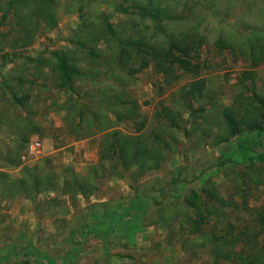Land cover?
Returning a JSON list of instances; mask_svg holds the SVG:
<instances>
[{"label":"rangeland","instance_id":"obj_1","mask_svg":"<svg viewBox=\"0 0 264 264\" xmlns=\"http://www.w3.org/2000/svg\"><path fill=\"white\" fill-rule=\"evenodd\" d=\"M87 1L80 5V0H60L54 11L56 25L49 27L45 20H40L37 35L33 38L26 33V27L16 23L10 6L6 4L0 8V107L10 114L9 121L0 125V264H200L202 260L191 258L190 252L183 250L185 237L179 234L168 241L166 230L157 224L160 223L157 212L149 218L150 222L157 223L140 228L135 225L139 222L135 216V226H126L123 231L119 220H115L118 218H102L99 227L116 228L110 231L107 241H103L99 234L83 238L79 233L80 216L87 212L90 200L112 201L108 209L99 212L102 217L106 212L113 213L121 203L120 197L128 199L134 194L133 189L154 184L156 189L164 186L177 188L182 195L192 189L200 192L204 187H214L222 199L235 201L232 207H227L225 215L211 218L209 227L236 229L247 221L254 223V211H243L242 206L235 203L247 200L252 208L264 206V163L250 164L242 158L230 159L227 154L238 146L241 136L246 137L247 143H252L254 138L244 133L217 144L219 137L227 135L224 125L215 123L208 132L209 136L204 135L202 129H195L196 125L204 122L200 116L202 113L191 114V109L181 101L175 102L179 98L172 95V92L179 93V88L189 78L185 74L172 86L168 85L155 61L161 53L156 58L153 54L165 46L164 36L154 22L142 20L139 14L142 9L135 5V1L149 0L126 2L125 7L129 8L126 13L117 11L121 0H95L86 5ZM157 1L173 5L176 0ZM242 3L253 11L248 10L247 22L256 23L263 0H181L176 7L179 19L165 22L172 31L180 34L181 30L195 26L203 36L205 33L201 60L203 65L209 66H205L201 76L204 80L202 93L208 95L216 91L219 104L235 113L241 95L250 97L251 92L247 89L253 85L252 78L242 84L240 77L254 72L253 80L255 77L258 86L254 85V88L264 92V64L254 66L240 51L236 52V56L229 49L216 53L215 44L220 33L233 35L238 31L243 37L247 35L241 30L246 26L241 21L245 12L235 8L236 5L246 8ZM28 10L29 7L24 9ZM5 12L8 18L3 21ZM106 15L111 16L112 22L120 29L119 37L126 38L124 43L108 33ZM136 37L143 40L142 46L136 43ZM243 37H237V40L243 41ZM181 42H189L188 36H182ZM127 46L130 52H126ZM57 54L65 55L73 66L85 73L75 76L71 86L62 84ZM8 83L11 89L17 91L19 98H24L25 109H14L12 94L11 103L10 96L5 99L7 95L3 88ZM186 91L195 109H208L215 120L224 123L223 114L213 111L208 99L201 100L190 90ZM162 98L172 109L184 112L182 125L190 127L187 135L178 129L166 130L176 152L170 156L165 169L149 172L132 185L127 178L100 182L96 194L103 199L95 196L89 200L81 198L74 206L71 204L75 203V199L64 196L61 190H43L54 186V183L63 184V176L67 175L68 169H74L81 176L88 175L93 165L81 172L84 160L78 153L84 145L98 158L103 134L97 128L102 121L110 119L115 123V114L126 117L128 111L135 109L136 120L124 118L118 127L133 134L139 126L134 122L145 120V129H149L154 125L153 114L160 108ZM31 126L38 130L28 132ZM17 130L22 131L17 133ZM91 130L97 131L96 134L84 138ZM25 132L29 133V137L23 142ZM35 139L44 143L43 149L41 153L29 154L26 145ZM86 139L89 141L81 142ZM74 154L77 157L71 161ZM181 168L185 171L183 176ZM14 169L18 172H11ZM99 173L101 175V171ZM37 177L43 185L40 192L36 191L32 181ZM48 178H52V182H47ZM15 199L25 203H16L15 212L24 214L28 210L37 215L36 226L39 228L35 231L25 222L19 224L24 228L17 233L11 224V204ZM125 202L131 206L135 203H129L130 200ZM119 227L121 232H118ZM126 243L128 247L124 246ZM188 247L191 248V244ZM203 250L200 248L201 257L205 255Z\"/></svg>","mask_w":264,"mask_h":264},{"label":"trees","instance_id":"obj_2","mask_svg":"<svg viewBox=\"0 0 264 264\" xmlns=\"http://www.w3.org/2000/svg\"><path fill=\"white\" fill-rule=\"evenodd\" d=\"M85 1L80 0V5H83ZM93 1L95 0H88L86 5L91 4ZM117 1L119 2V0ZM128 1L130 0H121L117 5V11L126 13L129 10L128 7H125ZM180 1H174L173 5L157 0L140 3L135 1V5L137 4V7L142 9L139 13L142 20L149 19L154 22L157 29L164 36L163 41L165 46L159 52L153 54L154 58H156L161 53V57L155 61L159 64L160 73L169 83L168 85L172 86L174 81L185 76V74L189 78L188 82L179 88L181 90L179 93L172 92L173 96L179 98H176L177 101L175 102H183L181 104L187 108L189 107L193 115L199 112L202 113V115H199L203 117L204 122L196 125L195 129H202L206 136H209L208 132H210L209 130L213 128L215 123L218 126L224 125L228 131L227 135L219 137L217 144L230 141L234 136L245 134L254 138L252 143H247L246 137L241 136L238 146L230 149L227 153L230 159L240 160L242 158L250 164L264 163V92H258L254 88L255 86L258 88L255 77L253 80V74L255 73L247 72L244 78L240 77V83L242 84H245L246 80L252 78L253 85L247 89L251 92L250 97H243L241 95L240 105L235 107L237 113L227 106L223 107L219 104L216 91L203 95L204 80L201 76L206 68L205 66H209L208 64L203 65L201 60L202 41L204 37L206 39L205 33L203 36L199 28L195 26L181 30L180 34L174 30L172 31L171 26L165 23L166 21H177L179 19V11L176 7ZM59 2L60 0H0V8H3L6 4L10 6L11 10H14L13 14L16 23L23 28L26 27V33L29 34L30 38H33L37 35L40 20H45V23L49 27L56 25L57 17L54 11ZM242 4L246 8L242 5H236L235 8L236 10L240 9L241 12H245L241 21L246 26H243L241 30L247 32V35L243 37V34L238 31H236L237 34L233 35L220 33L216 39V53L221 54L225 49H229L232 51V55L236 56L237 51H240L247 61L258 67L264 64V0L258 10L256 23L254 24L247 22L246 16L249 6L245 3ZM26 7H29L28 11H24ZM7 18L8 15L5 12L2 20L5 21ZM104 18L108 33L112 37L118 38L120 29L118 30L117 25L112 22L111 16L106 15ZM140 36L143 37V35ZM182 36H188L189 42L182 43ZM237 37H243V41L239 42ZM119 40L124 43L126 38L119 37ZM135 41L138 45L142 46L143 40L140 37H136ZM28 43H31V41ZM123 46L126 45L123 44ZM126 48V52H130L128 46ZM147 52L151 53L150 51ZM56 57L59 62L58 67L63 79V85L71 86L75 76L85 74L84 71L73 66L65 55L57 54ZM5 86L3 88L6 90L7 95L5 99L8 100L10 96L11 103L12 94L14 109H25V104H23L24 98H19L17 91L11 89L9 83ZM186 90H190L201 100L204 98L208 99L212 110L217 111V114H223L224 123L223 121L220 123L219 119L215 120L213 114L208 113V109L207 111L203 108L201 111L195 109L194 105L190 103ZM28 97L30 98L31 96ZM33 101L35 102L36 100ZM166 101L165 98L160 99V108L156 109L152 118L155 120L154 125L149 129H145V120L134 122L139 126L136 129V133L133 134L124 132L118 127L124 118L131 119L132 121L136 120L134 118L136 114L135 109L128 111L129 115L126 117H123L119 113L115 114V123L110 119L102 121L97 128L103 134L101 135L98 149V160L90 168L88 175H78L71 168L68 169L67 175L63 176V184L54 183V186L45 189H43L40 178L37 177L32 180L36 191L40 192L42 189L48 191L61 190L64 196L68 195L70 198L75 199V203L71 204L74 206V204H78V200L81 198L89 200L95 196L97 199H103V196L96 194L98 183L100 184V182L104 181L106 183L114 178H127L132 185V182L142 179L149 172L165 169V165L167 167L170 162V156L176 152L175 147L167 137L169 133L166 130L178 129L184 131L185 135L190 133V127L185 124L182 125L185 119L184 112L181 109H172V107L166 104ZM9 116V112L0 107V125L8 122ZM15 123H18V121ZM33 127H28V132L32 133L34 129L38 130L37 127L34 129ZM20 131L17 130V133H20ZM28 132L22 135L23 142L28 139ZM96 132L95 130H91L84 135V138L91 137ZM99 171H101V175ZM181 174L182 176L185 174L182 168ZM52 180V178H48L47 182L50 183ZM133 190L134 194L128 197V199H124L125 197L119 198L121 203L115 207L113 213L108 214L106 212L102 217H100L99 212L108 209L112 201L109 199L95 202L90 200V203L87 205V212L80 216L78 223L79 233L83 235L82 237L87 238L91 234H99L103 237V241H107L110 231L116 228L107 226L105 229H102L103 227H99L102 218L108 217V220L118 218L115 220H119V225L123 231L126 226L134 227L136 225L140 226V228H145L157 223L156 221L150 222L149 219L153 213L157 212V214H160L158 221L160 223L157 224H160L166 230L168 241H172L179 234L183 238L185 237L182 242L183 250L190 252L191 258L202 260L200 264H264V206L252 208L247 200L243 201V203L236 202L235 204L242 206L243 211L250 212L251 209L254 211V223L247 221L244 224H240L236 229L232 227H209L211 218L222 217L226 214L227 207L229 209L235 202L231 199H222L214 187L211 189L204 187L200 189V192L192 189L184 195L177 188L164 186L156 189L154 184L138 187ZM18 193L19 191L15 194L17 195ZM31 200L33 201L34 198L31 197ZM127 200H130L129 203L135 202L136 206L132 208L134 211L130 210L134 204L131 206V204L125 202ZM135 216L139 222L134 225L133 223L136 219L133 220V217ZM67 220L65 221L66 223H68ZM118 232H121L120 227ZM121 238L124 239L122 234ZM188 244H191V248L188 247ZM128 245L124 246L128 247ZM200 248L204 249L202 251V253H205L203 257L200 256Z\"/></svg>","mask_w":264,"mask_h":264},{"label":"crops","instance_id":"obj_3","mask_svg":"<svg viewBox=\"0 0 264 264\" xmlns=\"http://www.w3.org/2000/svg\"><path fill=\"white\" fill-rule=\"evenodd\" d=\"M89 138V137H88ZM89 141V139H86V140H83L81 141L82 143H85ZM77 143V142H75ZM81 150L79 151L78 154L82 155L83 157V163H81V172H84L86 170H88V168L93 165L94 163H96V161L98 160L97 158V154L96 155H93L92 151L88 150L87 147H84V145H82L81 147ZM90 149V148H89ZM57 150V149H56ZM83 154H82V153ZM77 157L76 154H74L72 157H71V161ZM77 168H79V165L78 164H75ZM77 171L79 172V169H77ZM11 172L13 173H17L18 172V169H14V170H11ZM96 199V198H94ZM27 202L29 201V199H26ZM16 203H22V204H25L24 201L22 202L21 199H15L13 202H12V208H11V214H12V220H11V224L17 229V233H21L22 232V229L24 227H21L19 226V224H22V223H25L27 222L28 225H29V228H31L32 230H36L38 226L37 225V215L33 214L32 212L28 211L25 212L24 214L22 213H19V212H15V205ZM37 219V220H36ZM21 221L19 223H17V221ZM39 228V227H38Z\"/></svg>","mask_w":264,"mask_h":264},{"label":"built area","instance_id":"obj_4","mask_svg":"<svg viewBox=\"0 0 264 264\" xmlns=\"http://www.w3.org/2000/svg\"><path fill=\"white\" fill-rule=\"evenodd\" d=\"M44 143L40 139L32 140L27 145V152L29 154L41 153Z\"/></svg>","mask_w":264,"mask_h":264}]
</instances>
